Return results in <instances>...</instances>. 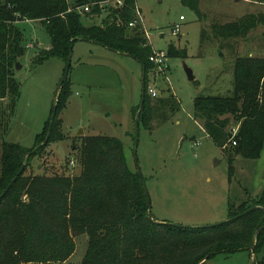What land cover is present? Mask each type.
Wrapping results in <instances>:
<instances>
[{"label": "trees", "instance_id": "1", "mask_svg": "<svg viewBox=\"0 0 264 264\" xmlns=\"http://www.w3.org/2000/svg\"><path fill=\"white\" fill-rule=\"evenodd\" d=\"M109 1H0V195L24 166L0 199V264H63L73 255L75 240L81 236L86 237L87 247L80 264H205L222 253L246 251L250 258L252 247V264H264V190L257 199L239 205L228 202L226 222L215 226L151 223L139 176L128 169L123 143L107 136L86 139L77 176L26 174L30 161L41 155L61 125L57 115L70 96L69 78L52 103L50 118L54 104L57 109L52 125L50 118L47 124L50 133L46 145L34 151L5 140L20 96L15 65L26 50L17 26L21 20L40 23L50 39V48L34 66L58 58L65 67L73 40L129 54L141 63L144 72L139 125L151 129L152 120L163 121L168 112L177 109L174 97L153 99L147 94L146 77L153 68L149 58L155 51L138 24L136 0H120L121 5L108 8L99 25L83 23V18H99L101 5ZM181 3L201 16L199 0ZM86 7L89 12L78 11ZM258 26L264 27V13L214 25L212 31L220 39H244ZM172 51L169 46L168 58L176 56ZM138 109H133L134 120ZM193 118L227 155L230 175L235 158L259 159L264 147V58L237 57L230 94L198 96L193 102ZM46 135L42 139L38 135L36 142L42 143Z\"/></svg>", "mask_w": 264, "mask_h": 264}, {"label": "rangeland", "instance_id": "2", "mask_svg": "<svg viewBox=\"0 0 264 264\" xmlns=\"http://www.w3.org/2000/svg\"><path fill=\"white\" fill-rule=\"evenodd\" d=\"M118 1L102 4L100 17L94 21L83 18V23L99 25L106 10ZM136 6L141 14L138 24L148 44L165 54L171 46L176 55H166L163 65H153L146 77L147 86L155 89L158 97L172 96L179 104L163 121L152 120L151 129L139 125L135 156L148 193L150 215L157 223L187 228L218 225L227 220L228 202L239 205L257 199L263 192L264 147L257 160L235 158L230 175L227 155L193 118V102L198 96L230 94L237 57L264 58L263 26L244 39H220L212 31L214 25L264 13V0H199L201 16L181 0H136ZM173 25H180L177 36L171 35ZM17 26L26 50L18 62L21 69L15 72L20 96L5 140L32 150L41 144L36 137L41 135L42 139L47 133L64 63L49 58L34 66L33 62L50 48L49 36L36 21L21 20ZM185 67L191 70L193 81L188 80ZM68 78L70 96L57 115L61 125L41 155L30 161L26 174L77 176L86 139L102 136L123 143L128 169L135 173L133 109L141 102V63L95 44L76 42ZM75 241L73 255L63 264L81 263L87 240L81 236ZM252 261L248 252L240 251L217 254L205 264Z\"/></svg>", "mask_w": 264, "mask_h": 264}, {"label": "water", "instance_id": "3", "mask_svg": "<svg viewBox=\"0 0 264 264\" xmlns=\"http://www.w3.org/2000/svg\"><path fill=\"white\" fill-rule=\"evenodd\" d=\"M75 42H76V41L73 40L72 43H71V45H70V47H69V49H68V57H67L66 64H65V67H64V71H63L62 79H61V81H60V83H59V85H58L57 91H56L55 96H54V98H53V102L56 101V95H57L58 90L61 88V86L63 85V83H64V82L67 80V78H68L69 69H70V65H71L72 50H73V47H74ZM113 52H114V53H117V52H115V51H113ZM117 54H118V53H117ZM121 55L133 58V57H132L131 55H129V54H121ZM20 69H21V65H20L19 63H16V65H15V72H16V71H19ZM184 69H185V72H186V74H187L188 80H189V81H193V76H192V72H191V70L188 69L187 67H185ZM141 96H142V98H141V102H140V104H139V109H138V111H137V113H136V115H135V120H134V121H135V138H134V151H133V155H134V163H135V166H136V172H137V174H138V176H139L140 183H141V185H142V190H143V193H144V196H145V199H146V203H147V218H148L149 222L154 223L155 221H153V219H152V217H151V215H150V211H149V209H150V204H149L148 193H147V190H146V187H145L144 180H143V178H142V176H141V173H140V171H139V169H138V167H137V160H136V156H135V155H136V148H137V144H138V135H139V115H140V112H141V110H142V106H143V97H144V72H142ZM56 109H57L56 104H54V106H53V111H52V115H51L50 122H49V126L52 125V121H53V119H54V117H55V115H56ZM49 133H50V129L48 130L47 135H46L44 141H43V142H42V143H41L36 149L40 148L41 146L46 145V143H47V141H48V138H49ZM36 149H35V150H36ZM35 150H34V151H35ZM34 151H33V152H34ZM23 168H24V166H22V167L19 169V171L17 172L16 176L12 179V181L10 182V184L8 185V187H7V188L3 191V193L0 195V199L5 195V193L8 191V189L10 188V186L15 182L16 178L22 173ZM250 210H252V209H250ZM250 210L246 211L244 214H247L248 212H250ZM225 222H226V221H225ZM253 254H254V248L252 247V248H251V256H253ZM206 259H207V257L205 258V260H206ZM250 264H251V262H250Z\"/></svg>", "mask_w": 264, "mask_h": 264}, {"label": "built area", "instance_id": "4", "mask_svg": "<svg viewBox=\"0 0 264 264\" xmlns=\"http://www.w3.org/2000/svg\"><path fill=\"white\" fill-rule=\"evenodd\" d=\"M112 1H114V0H111V1H109L107 3H105V4H109ZM116 5H118V6L121 5L120 0L117 2ZM78 11L80 13H82V11H83V13H84V12H89V9H88V7L80 8V9H78ZM140 15H141L140 13H137V16H140ZM179 20L182 21L183 17H180ZM135 24H136V22H134L132 24H129V27H133ZM179 32H180V25H173L172 29H171V35L172 36H177L179 34ZM165 59H166V54L164 52H161V51L156 52L155 51L153 56H151L149 58V62L152 63L155 66H159L160 67L161 65H163V62L165 61ZM147 94H148V96H150L153 99L158 97L157 91L155 89L149 87V86H147Z\"/></svg>", "mask_w": 264, "mask_h": 264}, {"label": "crops", "instance_id": "5", "mask_svg": "<svg viewBox=\"0 0 264 264\" xmlns=\"http://www.w3.org/2000/svg\"><path fill=\"white\" fill-rule=\"evenodd\" d=\"M74 46H75V44H74ZM80 61H81V59L79 60V65L83 66L85 63L84 62H80Z\"/></svg>", "mask_w": 264, "mask_h": 264}]
</instances>
